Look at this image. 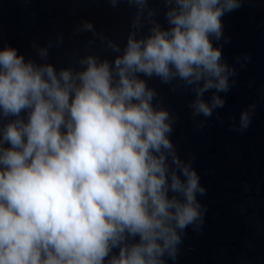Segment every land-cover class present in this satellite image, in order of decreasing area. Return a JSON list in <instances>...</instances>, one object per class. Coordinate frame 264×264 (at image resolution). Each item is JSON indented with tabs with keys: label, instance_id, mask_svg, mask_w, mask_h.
I'll return each mask as SVG.
<instances>
[{
	"label": "clouds",
	"instance_id": "1",
	"mask_svg": "<svg viewBox=\"0 0 264 264\" xmlns=\"http://www.w3.org/2000/svg\"><path fill=\"white\" fill-rule=\"evenodd\" d=\"M165 2L170 27L133 32L122 52L108 41L121 53L113 62L89 55L82 70L57 71L0 49V115L16 117L0 128V264H166L181 233L199 229L205 189L170 139V112L154 106L139 74L191 86L193 117H211L235 75L214 41L223 39L222 16L242 5ZM129 3L142 12L147 0ZM250 120L243 112L241 128Z\"/></svg>",
	"mask_w": 264,
	"mask_h": 264
},
{
	"label": "water",
	"instance_id": "2",
	"mask_svg": "<svg viewBox=\"0 0 264 264\" xmlns=\"http://www.w3.org/2000/svg\"><path fill=\"white\" fill-rule=\"evenodd\" d=\"M241 5L222 16L223 39L214 41L235 75L229 78L230 90L220 93L224 107L211 117H193L191 86L139 74L156 92L154 106L170 112V139L205 189L197 196L202 224L181 233L177 258H166V264H264V0H241ZM167 11L165 0H147L142 12L129 0H117L114 7L110 0H0V49L14 47L57 71H80L79 61L89 55L113 62L121 54L108 49V41L122 52L133 32L140 39L154 24L169 28ZM89 22L93 30L84 27ZM245 111L251 120L242 129ZM21 116L27 119V110ZM14 119L0 115V128ZM118 253L113 249L110 256Z\"/></svg>",
	"mask_w": 264,
	"mask_h": 264
}]
</instances>
